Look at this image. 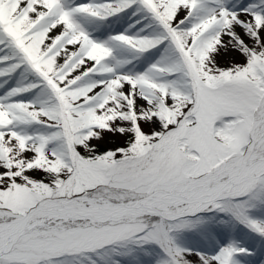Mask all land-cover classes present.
I'll use <instances>...</instances> for the list:
<instances>
[{
  "label": "snow or ice",
  "instance_id": "obj_1",
  "mask_svg": "<svg viewBox=\"0 0 264 264\" xmlns=\"http://www.w3.org/2000/svg\"><path fill=\"white\" fill-rule=\"evenodd\" d=\"M0 264H264V0H0Z\"/></svg>",
  "mask_w": 264,
  "mask_h": 264
}]
</instances>
